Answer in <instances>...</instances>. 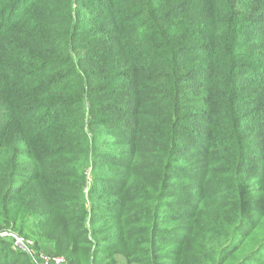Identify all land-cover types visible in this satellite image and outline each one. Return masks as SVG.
I'll return each instance as SVG.
<instances>
[{
  "label": "trees",
  "instance_id": "trees-1",
  "mask_svg": "<svg viewBox=\"0 0 264 264\" xmlns=\"http://www.w3.org/2000/svg\"><path fill=\"white\" fill-rule=\"evenodd\" d=\"M94 190L131 224L91 256ZM174 192L196 200L179 229L161 226ZM167 230L178 264H264V0H0V235L65 264H117L131 238L126 264H164Z\"/></svg>",
  "mask_w": 264,
  "mask_h": 264
},
{
  "label": "rangeland",
  "instance_id": "rangeland-1",
  "mask_svg": "<svg viewBox=\"0 0 264 264\" xmlns=\"http://www.w3.org/2000/svg\"><path fill=\"white\" fill-rule=\"evenodd\" d=\"M108 134L109 133L104 134V135L108 136ZM108 151L111 152V151H114V149L110 148ZM179 160L181 161L180 156H179ZM185 162L186 160L179 162V164H183ZM110 175H111L110 179L113 182L111 185H113L114 182L116 181V178L114 174L111 173ZM86 177H87V182L91 184L90 168L88 167L86 171ZM176 185L178 187L187 186L189 193L190 192L192 193V191H194V188H195L194 184L192 186V183L189 180L186 181V180L180 179L176 182ZM110 189H114L113 186ZM97 194H98L97 190H94L93 192L86 191L83 194V199L85 202V210L87 212L86 214L87 234L86 236H84V238L87 239V241H91V243H93V245H91V247L89 248L91 256L94 255L98 251V249H100L101 245H104L106 242H108L111 234L114 231L115 226H117L116 221H119L120 223L126 222L128 224H131V210L128 209L126 201H123L121 203H115V202H111L109 198H103V197L97 198ZM109 195H112V192ZM185 195H186L185 193L175 194L174 192L172 194V197H170L167 200L169 203L165 205L161 210V216H162L161 226L162 227L179 229L182 223V219L185 217L184 214L191 213L193 215L196 213V209L194 208L196 200L194 199V201L191 202V199L186 198ZM93 203H96L97 205H99V207H102V208L92 211L91 209H93V206H92ZM106 203H113V207L105 208ZM93 217L96 220L93 219L90 222L89 220ZM100 226L101 228L105 229V233H102L101 232L102 229H101L100 231H97L98 232L97 234L93 235L94 228L100 227ZM132 229L135 232H138V231L141 232L142 237H143V240L141 243H142L143 249H146L147 242H146L145 225L141 223L135 224L132 226ZM14 233L16 232H6V233L1 234V236L4 235V238L11 243V248L13 250L25 251L28 254L29 259L34 264H58L54 262V258L62 259L64 263H61V264H65V257H66L65 255H61L60 257L59 256L52 257L46 254L45 253L46 251L43 252L44 251L43 248L45 247H49L52 249V246L51 245L48 246V244H46V242H44L43 240L37 243V248L39 250H31L30 247L32 246L33 242H31L30 240H25L21 237H18L14 235ZM159 239L160 240L158 241V246L160 247L161 252L165 253L164 256L160 257V261H163L164 264H178V260L174 256L175 250L177 249L178 246H182L184 244L186 236L181 235V233L178 231L167 230L166 234H162L159 236ZM94 240L95 241L98 240V244H99L98 247H97V242H94ZM28 243H30V245H28ZM79 247L87 249V246H84V245H79ZM126 247L131 248V238L130 240H126L125 243L118 244L116 248L113 250V252L115 253L114 256H115V260L117 261V264H126V260L123 255L125 254L123 249ZM213 248L214 247L210 245L208 248H203V252H211ZM137 250H141V249L138 248ZM83 251L84 250L80 251V255H83ZM121 251L123 252V254L120 253ZM192 251L193 250L191 248L188 249L189 253ZM98 256L99 258L101 257L100 255ZM43 257H44V260L42 259ZM0 263L2 262L0 261ZM88 263H89L88 260L87 262H83V264H88ZM189 263L204 264V260L202 259V253L201 252L195 253L189 259ZM12 264H16L15 261L12 260Z\"/></svg>",
  "mask_w": 264,
  "mask_h": 264
},
{
  "label": "built area",
  "instance_id": "built-area-1",
  "mask_svg": "<svg viewBox=\"0 0 264 264\" xmlns=\"http://www.w3.org/2000/svg\"><path fill=\"white\" fill-rule=\"evenodd\" d=\"M1 236V235H0ZM4 236V235H3ZM19 241V240H18ZM28 245H30V243H28ZM26 250V249H25ZM44 260V257L42 258ZM54 262L58 263V264H61V263H64V261L60 258H54Z\"/></svg>",
  "mask_w": 264,
  "mask_h": 264
}]
</instances>
